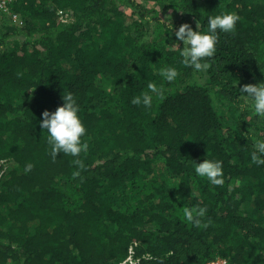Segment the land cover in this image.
<instances>
[{
    "label": "trees",
    "instance_id": "16d2710c",
    "mask_svg": "<svg viewBox=\"0 0 264 264\" xmlns=\"http://www.w3.org/2000/svg\"><path fill=\"white\" fill-rule=\"evenodd\" d=\"M11 11L22 24L0 13V264H123L131 247V264H264V165L251 161L264 120L239 108V88L264 81V0H13ZM220 11L240 19L194 74L168 21L207 31ZM149 82L162 95L133 105ZM67 92L87 129L79 175L40 125ZM206 158L222 161L221 185L195 174ZM184 206H206L209 226L187 223Z\"/></svg>",
    "mask_w": 264,
    "mask_h": 264
},
{
    "label": "clouds",
    "instance_id": "9594fccd",
    "mask_svg": "<svg viewBox=\"0 0 264 264\" xmlns=\"http://www.w3.org/2000/svg\"><path fill=\"white\" fill-rule=\"evenodd\" d=\"M207 31L201 30V24L197 21L196 29L188 23L181 24L175 30L173 23L168 21L167 31L169 35L174 31L175 38L183 42L179 52L180 63L193 69L194 74L201 73L209 68L205 58H211L216 52L217 30L231 33L235 30L237 21L240 19L235 12L220 11L207 18ZM175 51V47L172 49ZM159 75L164 81L172 82L178 76L177 68L164 66L159 69ZM147 90L142 91L131 99V103L137 106L149 108L153 103V95L161 96L163 90L153 82L146 85ZM243 103L239 104L241 111L251 109L258 118L264 120V81L252 84H244L239 88ZM64 103L55 111L45 110L40 121L41 128L47 130V144L50 155L55 159L58 153L73 157L72 163L77 166L73 175H79V170L85 168L81 153L87 152L88 144L82 139L87 129L79 115V104L71 92L63 94ZM254 151L251 153V161L256 165H264V140L253 142ZM32 163H27L24 172L33 168ZM195 174L205 178L211 185L219 186L223 183V163L217 159L206 158L202 162L195 161ZM206 206H184L182 208L183 219L196 228H207L210 221H205Z\"/></svg>",
    "mask_w": 264,
    "mask_h": 264
},
{
    "label": "built area",
    "instance_id": "2783aa9c",
    "mask_svg": "<svg viewBox=\"0 0 264 264\" xmlns=\"http://www.w3.org/2000/svg\"><path fill=\"white\" fill-rule=\"evenodd\" d=\"M13 0H0V13H4L6 14L7 17H9L12 22H14L15 24H22V20L20 18V16L17 14V13H13L11 11V3H12ZM60 19L62 21H68L69 20V17L67 15H62L60 16ZM133 253H134V250L133 248L131 247L130 249V254L129 256L127 257V259L123 262V264H131V263H134L135 260L133 258ZM128 262V263H127ZM206 264H228V261L227 259L225 258H221V257H218Z\"/></svg>",
    "mask_w": 264,
    "mask_h": 264
},
{
    "label": "rangeland",
    "instance_id": "374dc122",
    "mask_svg": "<svg viewBox=\"0 0 264 264\" xmlns=\"http://www.w3.org/2000/svg\"><path fill=\"white\" fill-rule=\"evenodd\" d=\"M170 15H171L170 12H167V13L165 14V16H170ZM174 17L176 18V20H180V19H181V14H180V13L174 14ZM182 19H183V17H182ZM2 21H3V22H12V20H11L9 17H7L6 15L3 17ZM12 23L14 24V22H12ZM175 30H178V28L175 29ZM175 30H174V31H175ZM174 31H173V34H174ZM176 40H177V39H176ZM178 42H179V40L175 41L174 43L178 44ZM222 106H223V105H221V107H222ZM160 175H161V174H160Z\"/></svg>",
    "mask_w": 264,
    "mask_h": 264
}]
</instances>
